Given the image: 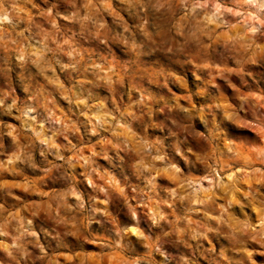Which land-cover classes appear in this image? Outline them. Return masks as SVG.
<instances>
[{
  "label": "clouds",
  "instance_id": "obj_1",
  "mask_svg": "<svg viewBox=\"0 0 264 264\" xmlns=\"http://www.w3.org/2000/svg\"><path fill=\"white\" fill-rule=\"evenodd\" d=\"M92 243L264 264V0H0V264Z\"/></svg>",
  "mask_w": 264,
  "mask_h": 264
},
{
  "label": "rangeland",
  "instance_id": "obj_2",
  "mask_svg": "<svg viewBox=\"0 0 264 264\" xmlns=\"http://www.w3.org/2000/svg\"><path fill=\"white\" fill-rule=\"evenodd\" d=\"M113 7H116V0H113ZM119 9L117 8V11ZM7 140L8 138L5 137V147H7ZM57 154L53 153V160H56ZM29 179L33 180L36 182V186L39 187L40 184V174H37L36 176H29ZM175 177L174 176H168L167 180L169 183L175 182ZM254 179H259V177H248V182L251 183ZM10 181H14L17 184H20L23 182V177H9ZM207 186V184H205ZM14 191L17 192V194H22L27 196L28 194L22 192V188L17 187L14 189ZM28 204L35 203L37 206H42V202L39 199H33L29 198L27 200ZM55 207V206H53ZM46 211V209H45ZM96 249L95 243H92L89 245V247L85 250H81L78 247H70V249L65 250V252L60 255L59 257L55 258L50 264H56V260H58V264H120L119 260H114V259H101L99 257L92 258L88 255V253L94 252ZM77 253H80V255H77Z\"/></svg>",
  "mask_w": 264,
  "mask_h": 264
}]
</instances>
